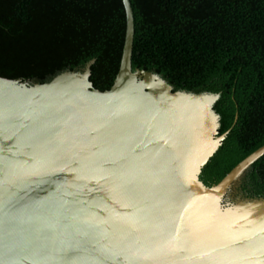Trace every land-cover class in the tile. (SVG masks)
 <instances>
[{
	"label": "water",
	"instance_id": "95a60500",
	"mask_svg": "<svg viewBox=\"0 0 264 264\" xmlns=\"http://www.w3.org/2000/svg\"><path fill=\"white\" fill-rule=\"evenodd\" d=\"M122 3L108 89L89 80L94 58L44 82L0 75V264H264V196L235 190L264 144L205 185L229 131L220 92L132 69Z\"/></svg>",
	"mask_w": 264,
	"mask_h": 264
},
{
	"label": "trees",
	"instance_id": "16d2710c",
	"mask_svg": "<svg viewBox=\"0 0 264 264\" xmlns=\"http://www.w3.org/2000/svg\"><path fill=\"white\" fill-rule=\"evenodd\" d=\"M130 3L132 69L158 73L174 89L220 92L218 132L229 131L199 175L212 185L264 144V0ZM125 29L122 0H0V75L44 82L94 58L89 80L108 89ZM235 190L264 196V154Z\"/></svg>",
	"mask_w": 264,
	"mask_h": 264
}]
</instances>
